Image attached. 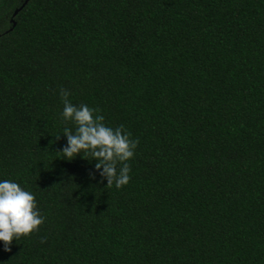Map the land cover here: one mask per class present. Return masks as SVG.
Instances as JSON below:
<instances>
[{
  "label": "trees",
  "instance_id": "obj_1",
  "mask_svg": "<svg viewBox=\"0 0 264 264\" xmlns=\"http://www.w3.org/2000/svg\"><path fill=\"white\" fill-rule=\"evenodd\" d=\"M25 1L0 0V179L44 221L0 264H264V0H28L13 17ZM61 89L139 141L126 185L62 158Z\"/></svg>",
  "mask_w": 264,
  "mask_h": 264
},
{
  "label": "clouds",
  "instance_id": "obj_2",
  "mask_svg": "<svg viewBox=\"0 0 264 264\" xmlns=\"http://www.w3.org/2000/svg\"><path fill=\"white\" fill-rule=\"evenodd\" d=\"M60 95L63 103L60 116L75 125V131L67 127L63 129L67 143L58 151L62 158L71 161L78 154L91 156L96 163L90 177L94 179L98 171L107 185L114 184L117 189L126 185L130 179L127 161L134 156L139 141L131 138V133L123 125L115 128L106 125L99 109L83 103L73 104L63 89ZM43 221L31 191L16 181L0 179V242H3L5 251H10L13 240L28 236Z\"/></svg>",
  "mask_w": 264,
  "mask_h": 264
},
{
  "label": "water",
  "instance_id": "obj_3",
  "mask_svg": "<svg viewBox=\"0 0 264 264\" xmlns=\"http://www.w3.org/2000/svg\"><path fill=\"white\" fill-rule=\"evenodd\" d=\"M28 2V0H26L25 2H24V4L20 7V8H18V9H16L15 11H14V13H13V17H15L18 13H19V11L26 5V3ZM16 25V23L13 21V27Z\"/></svg>",
  "mask_w": 264,
  "mask_h": 264
}]
</instances>
